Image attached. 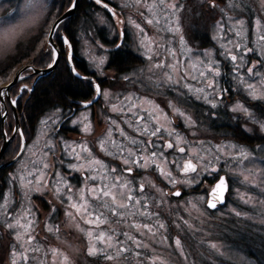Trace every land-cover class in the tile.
I'll list each match as a JSON object with an SVG mask.
<instances>
[{"label":"rangeland","instance_id":"obj_1","mask_svg":"<svg viewBox=\"0 0 264 264\" xmlns=\"http://www.w3.org/2000/svg\"><path fill=\"white\" fill-rule=\"evenodd\" d=\"M52 1L53 0H0V29L5 32L10 30L12 37V42L9 46L0 47V65L2 62L8 61L13 54L18 52L19 45L29 42L32 36L40 30L47 16V12L52 8ZM80 1L81 0H79V4L81 3ZM111 1L115 2V7L118 6L116 7L118 9L117 11H121L120 15H122L123 20H118V22L123 21L122 23H117V17L114 15L111 16L113 18L111 21L104 12L99 11L103 9L98 6L90 11V16L93 20L91 22L92 25L97 24L96 27L100 29H92L88 19H85L77 32L79 54L87 61L86 63L89 66L87 73L105 72L108 70L106 69L108 68L106 63L109 54L93 43L99 39L98 35H101V28H104V31L107 33L106 36H102L103 39L108 40V42H113V36L117 34L116 28H124L126 24L124 16L125 0ZM226 1V4L223 3L224 5H222L223 19L215 27L214 38L216 42L220 45H224L227 44L228 41H232V45L239 43L243 47H246L252 38L256 39L252 45V47H254L253 51H255L254 56H261V58L264 59V41L259 40V35H264V0ZM238 21L242 23H237ZM229 29L232 30L229 31ZM123 32L122 39L125 41L128 35L125 30ZM236 33H239V35ZM61 35L62 43H64V36H67L65 33ZM138 36L135 37L138 43H136L134 50L137 53H142L145 58V67L150 68L155 63L160 62V59L154 55V52H148L146 48L141 46L140 41L142 38ZM145 43L147 44L148 42L145 41ZM232 45H229L232 54L238 55V53L243 52L240 49L237 53L235 47ZM151 48L153 49L152 44ZM205 52L208 51H204L203 53ZM222 52H225V48ZM203 53L195 56L192 54H185V61L189 62V56H191L193 60L206 61V58L209 59V57H205ZM218 54H220V52L216 53V58ZM148 55H152L151 60L147 58ZM223 57L221 56V58ZM227 59L230 60L229 58ZM101 60L103 63H100ZM161 60H164L165 64H177L176 57L173 56H166ZM188 65L189 64L186 66L188 67ZM260 73L262 75L257 78V97L264 95V87H261L258 83L259 80L263 79L264 72ZM14 75L15 73H12L9 77L10 79L2 83L5 84L11 81ZM189 84H193L192 80ZM173 85H171L172 88ZM34 87L35 85L32 84L24 88L26 90H28V88L32 90ZM246 92L249 94L248 91ZM129 95L130 94L127 96ZM105 96L108 101L111 99L108 97V93H106ZM249 98L251 99L250 101L256 103V108L261 104L264 105V99L253 98L251 95L246 97V99ZM176 103L180 105L179 101H176ZM113 105L116 106L117 112H120L119 109L123 108L122 105L119 106L117 103H111L112 108ZM238 106L240 105L238 104ZM56 108L57 106L54 108L55 110L53 109L43 117L41 116V120L35 119L38 122L36 133L40 127L39 124H41L42 138L39 136L40 131H38V136L33 139L32 144L29 143L26 137L25 142L27 146L23 155H21L23 158L18 159L16 163L13 164L14 166L10 167L11 170L8 171L9 181L4 186V193L2 192V199L5 201L0 202V228L4 230L2 239L0 240V264H25L23 256L21 255L23 249L27 250V264H205L203 260L206 263L210 261L215 264H254L246 255L231 249L224 241H218L206 228L202 229L201 227H204L205 223L210 221L211 215H208L209 211L205 210L204 207H206L205 200L207 202V191H210V187L213 186L216 179L210 183L208 190L204 182L208 184L209 181L207 179L216 178L213 174L219 173V171H225L228 174V184L230 181L231 184L229 187L231 192L229 193L230 199L228 198L229 203L221 208V211H216V216L224 213L238 216L237 213H239V216L244 221H249L264 227V146H262L261 143H258V145L250 151L240 146L237 142H221L219 140L220 134H217V136L215 133L208 132V130L202 131L194 122L190 133L186 134V132L179 135L182 138L179 146L185 147V153L181 154L173 151L170 155V161L177 157L188 156L189 152L194 149L197 153L206 157V160H212L211 167L218 169V171L209 172L201 170L200 165H198L197 173H189L185 176L182 175L171 162L169 163L168 159V163H165L163 160L159 162L158 160L157 162L160 167L164 169L165 175L168 172L172 173V178L177 181L175 184H172L165 176H162L159 171L156 173L157 180H154L153 175H146L145 178L140 180L145 186L144 193L138 191V185L131 184V194L141 198V204L132 206L131 212L139 213L141 211H146L151 213V215L126 214L125 217L121 218L108 214L109 222L101 224L99 228H96L92 225L85 224L83 219H81V215L68 207L70 209L68 211H72L73 217L75 218L67 216V211H65L60 219L58 216L50 221V218L44 219L45 213L38 217L39 214L37 213V209L36 211L34 209L35 204L32 202L33 197H31L30 194L38 190L41 192V195L50 194V196L46 198L47 200L50 197L54 198V196H56L60 200H63V202L64 197L62 195L57 196L56 194L54 188V181L56 180L53 179V186L50 189L45 185L48 177L46 169H41L44 172V176L39 185L35 183L34 177L29 176V172L36 171L40 167V164H47L48 159H51V155L55 157V155L58 156L60 153L59 147L54 145L55 140L50 138L49 132L53 127V122L51 120L56 117ZM15 110L17 111V109ZM247 110V113L243 110H238L237 112H242L248 117L247 114L252 111V107L247 108ZM11 114L15 117L13 112H11L10 115ZM17 118L21 125L18 115ZM111 118L112 121H116L117 127L119 128L120 123L113 116ZM77 120L81 121L83 119L78 115ZM251 122L257 125V122ZM111 127H113V125ZM111 132H115V130L111 129ZM211 137L213 139H211ZM46 145H54V147L49 150ZM218 147H220L222 151L218 152ZM21 149L22 146H19L14 157H16ZM240 151L247 153L248 159L245 160L240 158ZM214 156H219V160H214ZM32 160H34L36 164L33 165L34 167L30 164ZM37 161L40 163L37 164ZM193 162L196 163V160L193 159ZM95 166L98 168L100 167L97 165ZM149 167L155 169L151 164ZM245 177H247V179H245ZM29 179L33 180V184H27ZM109 179H111L110 176ZM17 186L21 188L22 196L19 199L20 204L16 203L14 205V198L16 197L14 187ZM58 186L61 188L62 192H67V189L64 188L63 185ZM179 187L183 189H188V187H190L194 190L195 188H199L198 194H186L183 196H181V194L178 197L172 195L176 190L182 189ZM77 190V188L73 187L72 193L76 194ZM123 191L126 194L128 192L127 189H123ZM66 202L64 203L68 206V202ZM123 202L127 203L126 200ZM47 203L48 205L51 204L49 201ZM145 203L148 205L147 209L143 207ZM203 203L205 206H203ZM38 206L41 207L40 204H38ZM172 207L175 211V219L173 221L176 227L167 218L168 210L171 211ZM25 210H28L27 219L33 222L27 233L20 228L9 229L7 224L14 223L16 218H21ZM21 223H27V220L21 218ZM137 224L141 225V227H133V225ZM145 224L149 225L151 231L143 227ZM37 225H41L45 237H42L41 241L38 240L28 245L26 243L28 236L31 235L33 237L35 233L34 227ZM160 225H163V227H160ZM49 228L52 230L49 231ZM188 230L202 232L203 236L201 241L189 243L188 245L185 244L183 239L185 236L190 235ZM88 231L93 232L92 238L87 235ZM99 231H105L106 233L114 232L116 234L114 240L118 238L122 241L121 246L127 247L128 251L111 261L106 260L104 254L88 255L87 249L92 243H95L94 238ZM16 232L23 235V249L21 248L22 242L14 239ZM123 233H127V235L132 236L134 240L139 241L141 246L137 248L135 243L127 240ZM52 236H54L52 239H46ZM177 240L180 241L179 245L176 244ZM49 241L55 242V245L53 244L52 247H50ZM33 244L38 248L37 252L32 251ZM41 245H44V247ZM96 247L98 250L103 247L104 253L107 255L113 254L112 249L102 246L99 243H96ZM53 250H55V252H53ZM64 257H67V260H65Z\"/></svg>","mask_w":264,"mask_h":264},{"label":"flooded vegetation","instance_id":"obj_2","mask_svg":"<svg viewBox=\"0 0 264 264\" xmlns=\"http://www.w3.org/2000/svg\"><path fill=\"white\" fill-rule=\"evenodd\" d=\"M226 2V0H165L166 5H175L176 8L175 15L172 19L175 22L173 27L178 28V31L174 33L165 30L168 25L164 23L163 19H161L160 24L155 23V17L160 15L159 0H125L124 11H126V24L125 27L121 29L118 27L117 23L120 24L123 21L118 22V20L122 19L118 13L120 11H117L118 9L115 7V2L111 0H102L101 4H97L103 10L108 11L111 16L114 15L117 17L116 25L118 27L119 36L115 39V44L111 42V45L108 46L101 40L95 41V44L105 52L112 53L118 51V49L124 50V46H126L127 52L129 51L135 56L142 57L145 63V58L142 53H137L134 47L136 43H138L135 37L139 35L138 37L144 39L146 33L153 45L152 52H154L157 58L161 60L166 56L171 57L172 55H170L169 50H174L176 62L180 61V63L177 65V71H172V69L168 67L169 64H165L164 68H155L153 66L149 68L145 67L144 64L137 68H130L120 74L110 69L105 72H91L87 74L82 71V76H80V78L83 79L84 86L88 85L91 87V90L88 91L89 99L87 101H76L75 99H71L68 100L69 105L66 107L57 106L56 117L51 120L53 122V127L49 131L50 138L55 140L54 145L59 147L60 153L58 156L55 155V157L51 155V159H48L47 162L49 167L46 169L48 177L45 185H47L49 189L53 186V179H57L55 175L57 172L60 173L65 182L71 185L72 190L73 187L77 189L81 188L85 184L83 178L89 174L86 170L76 172L66 168L67 164L80 163V161H75L65 155L63 148L64 142L69 144H73V142H75V144H86L91 150L93 158L101 160L108 169L116 168L117 171L115 173H109L111 178L114 176H121L122 182L131 181V184L134 185H138L141 182L140 180L145 178L146 175H153L154 180H157L156 173L158 171L156 168L154 169L148 166L146 169H141L131 164L124 165L122 163L124 157L115 159L99 148V142L109 138L108 133L111 129L115 130V132H111L110 139L128 147L133 146L129 144L128 139L120 135L118 129H123L129 139L135 138L136 140L145 141L148 139L147 136L139 135L137 131L139 125L134 123L136 117L127 111V105L129 104L137 105L133 111L137 112L139 115L147 117L149 113H152L153 116L158 118L159 123L163 125L164 128L169 131L174 129L179 135L186 132V134L190 133L192 124L195 122L202 131L208 130V132L220 134L219 140L221 142L229 143V141H233L236 143L239 127L242 128L241 130L244 135H251L254 140H257V143H261L262 140L264 141V105L261 104L256 108V103L250 101V98L246 99V97L250 95L246 92V84H242L240 80L237 79V76H240L248 82H257L258 77H249L246 73V68L251 64H257L254 73L264 72V59L261 58V56H254L255 51L249 52L244 56L242 67L237 69L233 62L227 59V55H224V57L221 55L224 47L216 42L214 34L216 25L223 19L222 5L226 4ZM104 4L108 5L107 9L103 7ZM213 5L215 6L213 7ZM148 9H152V11L149 12ZM164 14L168 15V13ZM147 19H153L154 23L151 25L147 24ZM136 25H140V28H143L144 32H139ZM124 30L128 35L125 41L121 39V34H124ZM261 36L264 35H259V40ZM181 37H183L184 40L183 45L181 44ZM255 40L256 39L252 38L246 47L242 46L240 49L243 52L245 48L253 49L254 47H252V45ZM188 49L192 51L189 52ZM64 51H66V46L64 47ZM204 51L210 52L212 54L210 58H215L214 61H218V64L214 67H218L220 74L218 76H209V79L213 81L215 85L211 90L207 89L203 83L192 80L193 84L191 85H193L194 88L205 87V92L200 94V98L197 99L196 94L190 92L184 86L185 84L191 83V80L188 78L181 79V77L184 76L185 70L189 72V76L195 74L186 66L189 62L185 61V54H192L195 56L200 55ZM217 52H220V54H218L216 58ZM243 52H237V63H240V54ZM221 56L223 58H221ZM204 62L206 65L208 59L206 58ZM200 67L202 69L204 66L201 65ZM165 72L172 75L174 79L180 80V83L174 85L168 83ZM125 77H128V79H125ZM95 85L100 86L104 95H98V99L95 102L85 107L84 104L93 101L97 95L95 92ZM171 85H173V88ZM106 93H108V97L111 98L109 101L106 99ZM128 94L130 95L127 96ZM204 96H207L208 100L212 101L216 107H212V104L208 103L203 98ZM125 97H131V100H125ZM176 101H179L180 105L177 104ZM111 103H117L119 106L122 105L124 111H113ZM170 104L183 111L185 117H190L191 120L188 121L178 115L174 108L169 106ZM238 104L246 109L252 107V111L247 114L248 117L242 112L240 113L232 110L237 107ZM78 115H80L82 119L87 117L84 123L88 124L90 127L88 133L82 131L83 125L77 120ZM112 116L120 123L119 128L116 123L113 124L111 122ZM39 120H41V118ZM251 121L257 122V125ZM129 123L132 124L131 127H129ZM148 123L151 128L153 126L152 121L149 120ZM189 124H191V126H189ZM112 125L113 127H111ZM40 137L42 138V135ZM164 137L165 139L175 140L174 136L170 138L166 133ZM35 138L36 137H34V139ZM211 139L213 138L211 137ZM152 140L156 141V138L153 137ZM29 143L32 144L33 139ZM75 144L73 146H75ZM106 146L109 151L114 150L110 144ZM148 151L150 152L151 149H148ZM172 152L173 150H166L165 152V156H168L167 159L169 161ZM146 154L147 153H145V155ZM85 155V153L81 152L82 157ZM61 161H63V163H60ZM160 161L161 160H159V162ZM30 164L31 166L36 165L34 160H32ZM129 166L133 169L131 175L121 171ZM100 171L103 172L104 169H100ZM92 174L96 175L97 173L94 172ZM92 184V181H87L88 186H92ZM14 192L16 195L14 198L15 205L19 203V199L22 196L21 188L18 186L14 187ZM30 196L33 197L32 202L35 204L36 208L34 207V209L35 211L37 209V213L39 214L38 217L45 213L44 219L50 218L49 220L51 221L58 216L60 219L65 211L70 210L64 203L66 199H64L63 203L62 200L56 196H54V198L50 197L47 200L46 198L49 197L50 194L41 195V192L38 190L31 193ZM48 201L51 202L50 205H48ZM38 204H40L41 207L38 206ZM34 228L35 233L33 234L34 240L32 242L41 241V238L45 237L41 225H37ZM53 237L54 236L46 239H52ZM53 244L55 245V242L49 241L50 247H52ZM41 246L44 247V245ZM33 248L37 247L33 244Z\"/></svg>","mask_w":264,"mask_h":264},{"label":"snow or ice","instance_id":"obj_3","mask_svg":"<svg viewBox=\"0 0 264 264\" xmlns=\"http://www.w3.org/2000/svg\"><path fill=\"white\" fill-rule=\"evenodd\" d=\"M95 3L101 4L102 0H95ZM160 4V15L155 17V23L160 24L161 19L164 20V23L168 25L167 31L169 32H176L178 31V28L173 27L174 20L172 17L175 15V5H166L165 0H159ZM215 5H213L214 7ZM70 8L75 7V0H70L69 4ZM104 8H108L107 4L103 5ZM149 12L152 11V9H148ZM164 13H168V15H165ZM143 15V13H142ZM155 15V14H154ZM146 23L151 25L154 23L153 19H147ZM237 23H242L238 21ZM136 27L139 29L140 32H144L143 28H140V25H136ZM222 30V25H221ZM232 29H229L231 31ZM239 35V33H236ZM148 41L146 44L145 41ZM261 41H264V36L260 37ZM12 37L10 30L8 32H5L4 30L0 29V47H7L11 44ZM151 40L147 37L145 33L144 39H141L140 44L142 47L146 48L148 52L152 51L151 48ZM181 44H184L183 37H181ZM229 45H232V41H228L226 45H223L222 47L225 48V52H222L221 55H227V58H229L234 66L239 69L242 67L244 56H246L249 52H252V48H245L244 52L240 54V63H237V55L232 54L231 48ZM235 47L236 51L239 52L240 48L242 47L241 44L237 43L235 45H232ZM189 52H191V49H188ZM170 55L175 57L174 50H169ZM205 57H209L207 64L205 65V62L203 60H193L191 56L188 57L189 60V69L192 70L195 74L189 76V72L187 70L184 71V76L181 77V79L188 78L190 80H195L198 82L203 83L207 89L211 90L215 87L214 82L209 79V76H218L219 69L218 67H214L218 64V61L212 60L211 53L205 52L203 53ZM149 60L152 59V55H148L147 57ZM100 63H103L101 60ZM180 61H177V64H179ZM259 63V62H258ZM177 64H169L168 67L172 69V71H177ZM201 65L204 67L201 69ZM53 64H49V67H52ZM155 68H164L165 63L164 60H160V62L155 63L153 65ZM257 67V64H251L249 67L246 68V73L249 77L255 76L260 77L262 74L260 72H255L254 69ZM165 76L167 78L168 83L172 84H179L180 80H176L173 78L172 75H170L168 72H165ZM17 79H23V77H17ZM125 79H128V77H125ZM237 79L240 80L242 84H246L247 91L253 98H261L264 99V95L257 97V82H248L247 80H244L242 77L237 76ZM259 85L261 87H264V79H261L258 81ZM190 92L196 94L197 99L200 98V94L205 92V87H198L194 88L191 84H185L184 85ZM25 89H21V91H24ZM95 92L97 95H104L102 93L100 86L95 85ZM5 95V93L0 90V96ZM208 103L212 104V107H216L212 101L208 100L207 96L203 97ZM125 100H131V97H125ZM11 103L15 105L17 101L15 99L11 100ZM89 104L91 101L88 102ZM170 107L174 108L176 113L180 115L181 117L185 118L186 120L190 121V117H185V113L181 111L179 108H176L174 105H169ZM87 107V105H85ZM137 107L136 104H129L127 105V111L131 113L133 116L136 117L134 123L136 125H139V128L137 129L139 135L141 136H147L148 139L145 140H136L135 138L129 139L127 134L123 131V129H118L120 132V135L123 136L125 139L129 140V144L133 147H128L122 143H117L115 140L110 139L111 137V131L108 133V139L101 140L99 142V148L101 151L105 152L109 156H113L115 159H120L121 157H124L122 160V163L124 165H135L138 168L146 169L150 164L151 166H154L157 171L160 172L162 176H165L166 179H168L172 184H175L177 181L172 178V173L168 172L165 175L164 169L160 167V165L157 163L158 160H163L165 163H168L167 157L165 156L166 150H173L175 152H179L181 154L185 153L186 149L185 147H180L179 144L181 142V137L178 133L175 132V130L169 131L168 129L164 128L163 125L159 123V120L157 117L153 116L152 113H149L147 117L139 115L137 112L133 111ZM113 111H116V106L113 105ZM233 111L243 110L247 113V109L243 108V106H238L237 108H233ZM119 111L123 112L124 109L121 108ZM166 115V114H165ZM84 120H87V117H84L83 120L80 121V123L83 125L82 131L85 133H88L90 131V127L88 124L84 123ZM152 121V127H149L148 121ZM113 124L116 123V121H111ZM143 122V123H141ZM75 123V122H74ZM194 123V122H193ZM132 124L129 123V127H131ZM191 126V124H189ZM167 134L168 137H175V140L173 139H165L164 134ZM22 135V133H21ZM155 137L156 141H153L152 138ZM203 143V142H201ZM69 144L67 142H64L63 148L64 153L66 156L70 157L71 159L75 161H80V163H69L66 165V168L71 171L81 172V171H88V175L84 177L85 184L77 190L76 194L72 193V187L70 184L64 181V178L60 175L59 172L55 173L57 179L54 181V188L56 191L57 196H63L64 199L68 202V207L70 209L75 210L77 214L81 215V219H83L85 224L92 225L96 228H99L101 224L108 223V214L111 216H118V217H125L126 214H139V215H151V213H148L146 211H141L139 213H132L131 207L134 205L141 204V198L135 197L131 194L132 192V185L131 181H123L121 176H114L111 179H109V173H115L117 170L116 168L108 169L106 165L103 164V162L99 159L93 158L91 150L87 147L86 144ZM107 144H110L113 151H109ZM46 147L51 150L54 145H46ZM79 149V150H78ZM148 149H151L149 152ZM217 151H222L220 147L217 148ZM81 152L85 153L86 155L84 157L81 156ZM139 153V155H138ZM147 153V155H145ZM239 157L242 159H248V154L240 151ZM193 159L196 160V163L193 162ZM214 160H219V156H214ZM86 161V163H85ZM206 161V162H205ZM205 162V163H202ZM37 164L40 162L37 161ZM60 163H63L61 161ZM171 164L174 165L182 175L187 176L189 173H197V167L200 165L201 170L205 171H218V169H215L214 167H211L212 160H206V157L200 155L197 153L194 149L189 152L188 156L184 157H177L176 159H173L171 161ZM95 165L100 166L95 167ZM49 167L48 164H40V167L36 171H30L29 176L34 177L35 183L39 185L43 179L44 172L41 169H47ZM104 169L103 172L100 171V169ZM122 172H127L128 175L132 174V167H127L125 169L121 170ZM97 173L96 175H93L92 173ZM23 179V178H22ZM247 179V177H245ZM87 181H92V186L87 185ZM28 185L33 184V180L29 179L27 181ZM58 185H63L64 188L67 189V192H62L61 188ZM123 189H127V194L123 191ZM228 185H227V178L224 176H220L218 178V182L215 183L214 188L212 189L211 195L213 197L212 201L209 202L208 207L210 208H216L217 203L223 202L224 193L227 191ZM87 191V195H86ZM138 191L140 193H144L145 186L143 182H140L138 184ZM75 195V199H74ZM174 196H180V191H175L172 193ZM119 197V200H118ZM126 200L127 203H124L123 201ZM63 203V200H62ZM145 209H147L148 205L145 203L143 206ZM66 215L72 218L73 213L72 211H67ZM239 215V213H237ZM28 217V210H25L22 213L21 218L27 220V223H21V218H16L14 223H8L7 227L9 229H16L20 228L23 229L25 233H27L28 229L32 226V220L27 219ZM133 227L139 228L141 225H133ZM144 228L151 231L149 228V225L145 224L143 225ZM160 227H163V225H160ZM49 231L52 229L49 228ZM87 235L92 238L93 232L88 231ZM123 235L126 237L127 240L132 241L135 243L136 247L139 248L140 242L134 240L132 236L127 235V233H123ZM116 234L114 232L112 233H106L105 231H99L95 235V243H92L91 246L87 249L88 255H100L104 254V258L106 260H114L116 257L120 256L121 254L128 251L127 247H123L122 241H120L118 238L114 240V237ZM14 239L17 241H21V248L23 249V235L19 232L15 233ZM34 240V237L31 235L28 236V239L26 243L28 245L32 244V241ZM96 243H99L102 246H106L107 248H110L113 250L112 255H107L104 253V248L97 249ZM176 244L179 245L180 241L177 240ZM215 247V246H213ZM32 251H38L37 248H33ZM27 250L23 249L21 252V255L23 256V260L25 264H27L28 256L26 254ZM55 252V250H53ZM139 254V253H137ZM15 255V254H14ZM65 260H67V257H64Z\"/></svg>","mask_w":264,"mask_h":264},{"label":"trees","instance_id":"obj_4","mask_svg":"<svg viewBox=\"0 0 264 264\" xmlns=\"http://www.w3.org/2000/svg\"><path fill=\"white\" fill-rule=\"evenodd\" d=\"M80 2L81 3L79 4L74 15L70 19L64 20L55 33L56 43L58 44V46H60L62 51V58L57 64V68L52 74L44 76L43 78H39L32 90L30 88L26 90L23 87V89L25 90L22 92V96L17 100V112L21 122L22 132H24L25 138L27 137L26 139L29 140V142L34 139L36 135L38 122L35 119H42V117L46 113H49V111L53 110L56 106L66 107L67 105H69L68 100L75 99L76 101H87L89 99L88 91L91 90V87H89L88 85L84 86L83 79L73 74L71 68L68 66L66 52L64 51L65 46L63 45L61 40V34L65 33V35L68 36L71 44L74 45L75 48L73 54V56H75V66L79 71H84L87 74L89 66L86 63L87 61H85L84 58H82L79 54L77 45L79 43V40L77 38V32L85 19H88L92 29L97 28V24L92 25L91 23L93 20L90 16V11L98 7V5L94 0H81ZM52 3V8L47 12V16L45 17L40 30L32 36V39L29 42L19 45L18 52L13 54L8 61L6 60L1 63L0 87L3 84L2 82L8 81L12 73L16 74L24 64H34L37 68H44L48 66L50 61L52 63L54 59L53 49L48 46V33L50 28L52 27V23L62 14L63 11L69 8L70 0H53ZM99 11L104 12L112 21V17L111 15H109L108 11ZM124 13V16L126 18V11H124ZM101 30V35H98V41L101 40L102 42H105L106 45L110 46L111 42H108V40H104L102 37L106 36L107 33L104 31V28H101ZM116 32L117 34H114V40L112 44L119 36L118 28H116ZM93 43L95 44V41ZM107 54H109V56L106 63V65H108V68L106 69H110L119 74L121 72L129 70L130 68H137L145 64L144 60H142V57H138L137 55L135 56L129 51L127 52L126 46H124V50L118 49V51L112 53L108 52ZM33 78L27 77L20 84L25 83L26 86H31L34 82ZM20 86L21 85H17L13 87V96L19 94L18 88ZM1 116L2 112L0 111V147L3 142ZM10 123L11 124L8 125V133L12 134L14 126V117L12 116V114L10 115ZM241 129L242 128L239 127L237 133L238 137L236 139L237 143L240 146L251 151V149H254L256 145H258L257 140H254L251 135H244ZM215 134L217 135V133ZM20 142L21 137L17 134L15 139L7 147L4 154L5 156L2 159L3 161L10 160L15 156L14 154H16L19 146L21 145ZM261 145L264 146L263 140L261 141ZM10 170V167H6L5 169L0 170V202L3 200L2 192L4 191V186L9 181L8 171ZM213 175H215L216 178L207 179L209 181L208 184L207 182H204L206 184L207 190L209 189L210 183L219 178L217 177L219 174L214 173ZM198 190L199 188H195V190L191 189L190 187H188V189L182 188V196L186 194H198ZM230 192L231 190L229 191V193ZM229 193L227 198H229ZM228 203L229 200L226 204ZM226 204L216 210L211 211L204 207L205 210L209 211L208 215L211 216L210 221H207L204 227L201 228H206L207 231H209L211 235L213 234L218 241H224L231 247V249L246 255V257L249 260L253 261L254 264H264V227L256 225L255 223L253 224L249 221H244L239 215L236 216L235 214L230 215L224 213L216 216V211H221V208H223ZM203 206H205L204 203ZM174 214L175 211L172 207L171 211L168 210L167 218L176 227L175 222L173 221L175 219ZM3 231L4 230L0 228V240L2 239ZM188 232H190V235L185 236L183 239L185 244L188 245L189 243L191 244L193 242L197 243L196 241L199 240L201 241L203 236L202 232L193 230H188ZM203 263L215 264L210 261L206 263L204 260Z\"/></svg>","mask_w":264,"mask_h":264},{"label":"water","instance_id":"obj_5","mask_svg":"<svg viewBox=\"0 0 264 264\" xmlns=\"http://www.w3.org/2000/svg\"><path fill=\"white\" fill-rule=\"evenodd\" d=\"M78 4H79V0H75V7H73V8H68L66 11H64V12H62V15H60L54 22H53V24H52V28L50 29V32H49V37H48V44L50 45V46H52V47H54V49H55V59H54V62L52 63L53 64V66L52 67H46V68H44V69H38V68H35L34 66H32V65H26V66H24V67H22V70H20L18 73H17V75L12 79V82L11 83H8V84H6V85H3L2 86V88H0V90H2L4 93H5V95L7 96V98H8V101H9V103H10V105H11V108H12V112H14V116H15V122H16V124H15V129H14V135L11 137V138H9L8 139V136H7V134H6V132H5V129H4V120H5V118H6V115L4 114V116H3V119H2V123H3V130H2V134H3V145L1 146V148H0V161H1V159H2V157L4 156V153H5V150H6V148L9 146V143H10V141L14 138V136H15V134H16V131H17V129L19 128V126H20V124H19V122H18V118H17V112H16V110H15V105H13L12 103H11V94H10V89L12 88V86L13 85H15L16 83H18V82H20L22 79H17V77H21V75H22V73L24 72V71H26V70H33V72H32V75L33 74H35L36 75V80L39 78V77H41V76H44V75H48V74H50V73H52V72H54V70H55V66L58 64V62L60 61V59H61V56H60V52H59V48H58V46L56 45V43L54 42V33H55V31L57 30V28L61 25V23L64 21V20H66V19H68V18H70V17H72L73 16V14H74V12L76 11V9H77V7H78ZM65 42H67L68 43V45H70V43L68 42V41H66L65 39H64V43ZM71 46V45H70ZM72 52V47L70 48V53ZM69 67L72 69V71L74 72V75H78L79 76V71L75 68V66H73V63H72V58H71V56L69 55ZM5 95H3V96H1V100L4 98V96ZM98 99V97L95 99V100H97ZM6 110H7V108L5 107V112H6ZM7 113V112H6ZM24 143V142H23ZM24 148H25V143L23 144V146H22V149L17 153V155H16V157L14 158V159H12V160H10V161H6L5 163H2V164H0V169H3V168H5L6 166H11V164H13L14 162H16V160L22 155V152L24 151ZM222 176H224V177H226L225 175H222ZM227 178V177H226ZM218 182V181H217ZM227 185H228V189H227V191L224 193V198H223V202H220V203H217V207L219 206V205H221V204H224L225 202H226V195H227V193H228V191H229V189H230V187H229V184H228V179H227ZM214 186H215V184H214ZM214 186L212 187V189L214 188ZM211 192H212V190L210 191V193H209V200H208V203H207V207H208V204H209V202H211L212 201V199H213V197H212V195H211ZM216 207V208H217ZM209 209H216V208H210V207H208Z\"/></svg>","mask_w":264,"mask_h":264}]
</instances>
